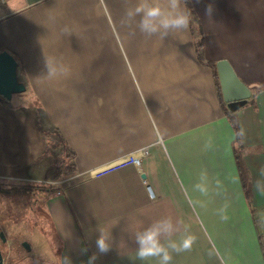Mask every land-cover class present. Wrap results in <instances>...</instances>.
Returning a JSON list of instances; mask_svg holds the SVG:
<instances>
[{"label":"crops","instance_id":"1","mask_svg":"<svg viewBox=\"0 0 264 264\" xmlns=\"http://www.w3.org/2000/svg\"><path fill=\"white\" fill-rule=\"evenodd\" d=\"M136 2L0 4V51L14 56L24 96L36 103L31 112L0 100V181L45 183L55 190L33 194L45 216L20 241L29 245L20 264H89L93 254L95 264H159L137 258L135 233L164 217L179 222L173 239L185 227L195 237L190 251L173 253L171 264H264V191L256 186L264 184V0H190L203 31L204 59L215 67L226 61L250 87L246 103L234 111L244 131L249 201L233 153L234 130L212 68L196 57L190 27L163 41L138 29L130 36L136 23L123 21ZM208 4L211 16L205 14ZM53 64L68 74L50 78ZM39 119L57 135L59 153L65 152L61 172L46 173V147L54 139ZM209 138L214 147L205 150ZM146 147L137 165L96 174ZM69 163L74 171L64 174ZM202 169L213 182L207 197L194 190ZM216 180L223 185L219 194ZM197 199L206 207L194 206ZM225 201L226 221L217 214ZM102 231L111 246L107 254L96 248Z\"/></svg>","mask_w":264,"mask_h":264},{"label":"clouds","instance_id":"2","mask_svg":"<svg viewBox=\"0 0 264 264\" xmlns=\"http://www.w3.org/2000/svg\"><path fill=\"white\" fill-rule=\"evenodd\" d=\"M128 3V0H125ZM214 12L212 4L205 6V14L211 16ZM192 12L187 10L186 5L182 6V0H137L134 6H128L126 9L125 19L123 23L131 26L133 22L136 27L129 33L135 35L138 29L146 38L157 36L163 41L171 33L186 32L191 24ZM69 69L62 65L55 64L48 66V75L54 78L60 75H67ZM237 136L243 138L244 131L241 129ZM214 147L212 138L205 141L204 149L211 150ZM257 189L264 191V184L257 183ZM215 190L219 194L223 190V185L219 180L215 181ZM194 190L202 197H207L213 190V182L210 180L206 169H202L199 173L198 182L194 185ZM194 206L201 208L206 207L204 200H193ZM229 203H225L217 210L221 220H227V211ZM180 231L179 222H173L171 217L158 219L144 227L141 231L135 233V241L137 244L136 256L141 261H150L157 259L159 264H171L173 253L179 254L191 250L195 243V237L188 234L185 227L184 234L173 239L174 234ZM166 239V243L163 242ZM97 251L100 254H107L111 250L108 243V236L103 231L95 241ZM96 254L89 258V264H95Z\"/></svg>","mask_w":264,"mask_h":264},{"label":"rangeland","instance_id":"3","mask_svg":"<svg viewBox=\"0 0 264 264\" xmlns=\"http://www.w3.org/2000/svg\"><path fill=\"white\" fill-rule=\"evenodd\" d=\"M12 103L18 107H24L31 112V109L36 106L34 99L23 94H19L13 98ZM40 122L41 126L45 128L46 135L49 131L48 135L55 142L53 148L50 147L49 150H46L45 156L47 158L45 164H50L46 173L48 175L49 172H57L58 170L61 172L64 166L65 152L59 153L60 144L56 139L57 135L51 131L44 119H41ZM11 182L0 181V187L2 188L18 187L11 194L0 193V232L6 238V242L3 244L4 264H20L21 259L19 255L23 252V246L20 241L28 235L27 230L32 227H39V220L41 221L39 218L45 215L41 204L36 203L37 199L33 195L37 190L33 191V187L29 186L33 184L20 180H12ZM22 187H30L31 190H23L21 189ZM44 230L51 237H54L51 225H46ZM261 231L264 234V225L261 226Z\"/></svg>","mask_w":264,"mask_h":264},{"label":"water","instance_id":"4","mask_svg":"<svg viewBox=\"0 0 264 264\" xmlns=\"http://www.w3.org/2000/svg\"><path fill=\"white\" fill-rule=\"evenodd\" d=\"M216 71L222 98L229 111L234 112L242 107L250 96V87L238 79L229 64L220 60L216 62ZM19 94H26L24 83L17 76V61L6 50L0 51V100L11 101ZM0 264H4L1 244L6 242L3 233L0 232ZM21 245L28 248L27 242Z\"/></svg>","mask_w":264,"mask_h":264},{"label":"trees","instance_id":"5","mask_svg":"<svg viewBox=\"0 0 264 264\" xmlns=\"http://www.w3.org/2000/svg\"><path fill=\"white\" fill-rule=\"evenodd\" d=\"M182 3H183V6L186 5L187 10H190L192 12V20H191V24H190V33H191L192 38H193L196 57L201 63H204V64H206L212 68L216 88L218 90V95H219V98L221 101L222 110H223L224 114L226 115V117L228 118V120H229V122L232 125V128L234 130V139H233V146H232L233 153H234L238 173L240 176L242 188L244 190V195H245L246 200L249 201L250 200V190H251L250 178H249V174H248L247 168L245 166V163H244L243 157H242L241 139L239 136H237V133L239 132V128H238L236 115L234 112H231L227 109L226 104L223 101L221 91H220V85H219V81H218L215 63L207 61L203 57V31H202V27L200 25L198 16L196 15L195 11L193 10L191 3H190V0H182ZM39 115L40 114L38 113L37 116L39 117ZM53 146H55L54 140L49 145H47L46 150H49L50 147L53 148ZM70 152L71 153L66 154V157H68V158L71 157L73 152L72 151H70ZM63 170H64L63 171L64 174L72 173L74 171V166H73V164L69 163L66 165V167H64ZM30 187H22L21 189L29 191V190H31ZM32 187L34 189V190L32 189L33 191L44 190L46 194L55 192L54 189H51L45 183H35L32 185ZM16 189H18V187H10V188L0 187V193L7 195V194H11Z\"/></svg>","mask_w":264,"mask_h":264},{"label":"built area","instance_id":"6","mask_svg":"<svg viewBox=\"0 0 264 264\" xmlns=\"http://www.w3.org/2000/svg\"><path fill=\"white\" fill-rule=\"evenodd\" d=\"M5 0H0V4H3ZM148 152L147 147L146 148H141L138 149L137 151H134L130 154H128L126 157H124L123 159H121L120 161H117L115 163H113L112 165L106 167L105 169L99 170L96 172V174H100L102 172H105L109 169H113L125 164H135L137 165L139 163V158L140 156L146 154ZM148 191L150 192V187L147 186Z\"/></svg>","mask_w":264,"mask_h":264},{"label":"flooded vegetation","instance_id":"7","mask_svg":"<svg viewBox=\"0 0 264 264\" xmlns=\"http://www.w3.org/2000/svg\"><path fill=\"white\" fill-rule=\"evenodd\" d=\"M0 240H1V239H0ZM3 244H4V243L1 244V249H2V256L4 257V255H3Z\"/></svg>","mask_w":264,"mask_h":264}]
</instances>
